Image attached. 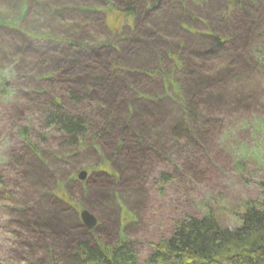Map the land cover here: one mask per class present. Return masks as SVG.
<instances>
[{"label":"rangeland","instance_id":"1","mask_svg":"<svg viewBox=\"0 0 264 264\" xmlns=\"http://www.w3.org/2000/svg\"><path fill=\"white\" fill-rule=\"evenodd\" d=\"M225 4L226 0H0V91L5 86L10 97L0 96L1 165L8 154L16 153V128L32 124V111L50 97L43 90L50 87L47 76L59 64L74 65V54L83 61L71 78L74 84L76 78L78 85L99 88L107 101L124 90L129 100L134 99L133 112L140 120L154 124L159 118L153 132H162V138L166 124L186 117L183 93L189 92L200 105L215 101L214 109L220 110L213 113L218 119L214 122L187 113L202 144H182L165 159L153 158L155 166L146 173L144 160L140 172L133 173L122 155L109 151L114 146L107 138L72 154L57 148L54 132L46 141L35 124L33 142L40 149L52 142L56 153L51 163L25 144L27 155L18 158L28 171L21 195L2 203L0 192V264H26L40 257L32 244L44 245L49 229L76 236L84 226V209L105 222L109 236L127 232L144 257L156 240L170 236L176 219L212 214L233 229L241 224L247 207L264 201V0L251 4L247 43L232 40L229 49L210 54L213 34L227 33L233 23L246 32L243 18L226 13ZM171 53L194 58L197 64L191 74L178 71L165 88L163 72L156 69L163 55L166 73L172 72ZM220 69L224 72L218 79ZM147 70L152 72L148 76ZM57 87L54 82L52 89ZM52 89L48 91L53 95ZM26 103L31 112L22 106ZM147 126L144 133L149 135L152 125ZM129 147L122 148L127 155ZM82 169L87 171L84 179L79 178ZM164 172L171 178L166 183ZM44 221L46 227L35 226ZM122 222L127 224L124 230ZM26 223L32 226L27 229Z\"/></svg>","mask_w":264,"mask_h":264},{"label":"trees","instance_id":"2","mask_svg":"<svg viewBox=\"0 0 264 264\" xmlns=\"http://www.w3.org/2000/svg\"><path fill=\"white\" fill-rule=\"evenodd\" d=\"M254 2L255 0H226V13H236L242 17L243 28L246 30V26L251 27L249 23L253 18V13L250 12V8ZM127 7L131 9V4L128 3ZM154 8L157 9L158 6L155 5ZM239 28V23H233L227 33L213 34L209 53L214 54L219 49H229L227 43L232 40L247 43L250 29L241 33ZM170 55L174 63L172 72L166 73L165 68L167 67L163 62L165 59L163 55L160 61L161 66L156 69V73L163 72V75L160 74L165 78V88L174 82L175 74L178 71L187 70L191 74L197 64L194 58L184 59L179 53ZM73 56L75 63H72L74 65L65 67L64 64H59L47 76L48 86L52 89L53 83L56 82L58 87L57 90L52 89L53 95L48 91L50 87L46 86L43 89L46 96L49 94L50 97L47 96V102L40 103L42 106L38 110L32 111L33 116L30 119L32 124L29 126L19 125L16 128L19 138L17 145L14 146L16 153L8 154L7 163L0 164L4 167L0 169V192L1 195H4L1 198L2 203L17 200L22 193L28 171L27 168L20 166L23 159L18 160V158L27 151L25 144H28L27 146L34 153L37 152L43 157L47 156L49 161L53 162L52 156L56 152L55 148H52V142H48L45 149H40L38 144L33 142L36 140L32 136L37 127L35 124H38L43 130V136L47 138L46 141L53 138L54 132L56 135L54 144L57 148L69 149L72 154L78 150H85L90 145L96 147L101 139L107 138L111 141L110 145L114 146L113 151L111 149L109 151L113 155H122L123 162L129 164L133 173L140 172L143 160L147 163L146 166L143 165L146 173L147 169L152 171L151 167L155 166L151 162L153 158L165 159L171 155L172 151L182 149V144L189 146H191L190 144H202L196 130L198 127L193 126L187 113H198L199 117L209 122L218 120L213 115V113L220 112L219 109L216 111L213 106L217 102L211 100L213 104L207 102L205 105H200L193 97L189 96V92L183 93L182 110L186 113V117L181 121H177L175 118L172 123L166 124L164 127L166 135L162 138L159 135L162 132H158V134L153 132L159 118H155L154 124H151L152 122L149 120H140L137 117L138 114L133 112L132 101L134 99L129 100L124 90L117 91L114 98L107 101L102 97L99 88H86L78 85L76 78H73L76 83L74 84L71 78L79 73L76 68L79 66V62L83 61L80 56L75 54ZM223 72L224 70L220 69L215 76L221 79ZM151 73L146 71L147 76ZM58 78H62L60 80L62 83ZM203 79L204 81L208 80V78ZM184 80L189 81L190 77H186ZM67 81L70 83L68 84ZM4 88L5 86L0 91L1 98L10 99ZM138 93L140 94V92ZM127 95L133 96L134 93L127 92ZM22 106L31 112L27 103ZM24 108L20 111H24ZM226 111L221 108L222 113ZM148 124L152 125V128L149 126L151 129L149 135L144 133ZM210 138L209 132L208 141ZM128 144L130 145L128 148L130 154L127 155L122 148L127 149ZM107 167H111V161H108ZM161 176L164 183L171 179L165 172L161 173ZM253 204L244 210L240 217L241 224L233 229L224 225L212 214L203 215L200 218L189 216L176 219L173 222L170 236L168 238L160 237L156 240L151 251L144 257L139 254L135 241L127 232L121 231L116 237H111L105 229V222L100 220L98 221L101 223L98 222L92 229L81 226L82 228L76 236L59 231L55 233L49 229L48 240L44 245L32 244L33 253H36L33 247L38 248L41 251V256L29 258L25 262L26 264H264V201H256ZM46 223V221L36 222L35 226L43 228L47 225ZM124 223H121V230H124L123 228L127 225ZM27 226L32 225L24 224V227ZM29 229L33 232V228ZM35 233L40 232L37 230Z\"/></svg>","mask_w":264,"mask_h":264},{"label":"water","instance_id":"3","mask_svg":"<svg viewBox=\"0 0 264 264\" xmlns=\"http://www.w3.org/2000/svg\"><path fill=\"white\" fill-rule=\"evenodd\" d=\"M87 175L86 170H81L79 173V178L84 179ZM81 218L87 228H93L97 224L96 216L89 210H83L81 212Z\"/></svg>","mask_w":264,"mask_h":264},{"label":"bare ground","instance_id":"4","mask_svg":"<svg viewBox=\"0 0 264 264\" xmlns=\"http://www.w3.org/2000/svg\"><path fill=\"white\" fill-rule=\"evenodd\" d=\"M45 222V221H44Z\"/></svg>","mask_w":264,"mask_h":264}]
</instances>
